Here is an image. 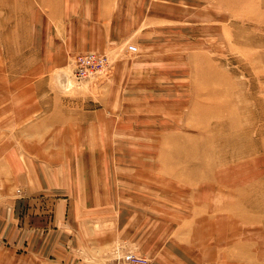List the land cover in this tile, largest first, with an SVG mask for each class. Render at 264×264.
<instances>
[{
  "label": "rangeland",
  "instance_id": "obj_1",
  "mask_svg": "<svg viewBox=\"0 0 264 264\" xmlns=\"http://www.w3.org/2000/svg\"><path fill=\"white\" fill-rule=\"evenodd\" d=\"M47 13L0 0V264H264V0H116L58 66Z\"/></svg>",
  "mask_w": 264,
  "mask_h": 264
},
{
  "label": "crops",
  "instance_id": "obj_2",
  "mask_svg": "<svg viewBox=\"0 0 264 264\" xmlns=\"http://www.w3.org/2000/svg\"><path fill=\"white\" fill-rule=\"evenodd\" d=\"M39 2L49 7L48 25L47 28L41 26L43 36L40 44V53L43 60H46V66H58L71 54L100 50L104 45L107 46L113 33L115 17L113 12L116 0H39ZM70 23L74 28L73 33L69 36L64 26L69 28L68 24ZM53 27L55 30L52 29ZM13 126L15 127V125ZM4 130H8V125L6 123L3 125L1 121L0 131ZM3 139L1 133V144ZM2 145L8 147L7 139ZM1 156L7 157V150L1 151ZM6 187L8 184L5 180L3 189ZM173 253V255L176 254ZM149 264H178V262L151 261Z\"/></svg>",
  "mask_w": 264,
  "mask_h": 264
},
{
  "label": "built area",
  "instance_id": "obj_3",
  "mask_svg": "<svg viewBox=\"0 0 264 264\" xmlns=\"http://www.w3.org/2000/svg\"><path fill=\"white\" fill-rule=\"evenodd\" d=\"M129 50L131 52L136 51L133 46H130ZM73 66V77L77 81H82L90 76L101 74L107 66V59L105 56L96 53L81 54L75 57ZM123 260L129 264H146L145 260L133 255H126Z\"/></svg>",
  "mask_w": 264,
  "mask_h": 264
}]
</instances>
